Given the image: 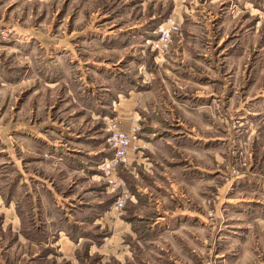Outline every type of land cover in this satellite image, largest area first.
<instances>
[{
  "label": "rangeland",
  "instance_id": "374dc122",
  "mask_svg": "<svg viewBox=\"0 0 264 264\" xmlns=\"http://www.w3.org/2000/svg\"><path fill=\"white\" fill-rule=\"evenodd\" d=\"M168 20L180 30L158 52L152 44ZM105 87L119 98L99 105L110 94ZM128 89L141 96L130 111V125L134 118L140 130L133 154L164 170L166 184L170 168L182 166L203 170L204 185L195 227L166 238L125 235L118 241L128 253L116 261L111 225L134 215L129 202L137 190L129 155L116 171L122 183L116 192L101 167L113 153L106 123L117 116L119 130H130H122L119 104ZM147 95L155 105H141ZM48 120L79 144L100 137L102 210L112 219L85 233L75 228L63 255L56 238L41 235L35 259L30 249L15 247V234L3 232L0 220V264H264V0H0V188L2 175L13 172L7 150L16 153L17 123L44 129ZM147 134L151 141L164 136L171 146H158L154 155ZM82 152L72 154L84 158ZM38 154L30 161L42 169L50 155ZM138 169L143 181L145 169ZM82 180L70 178L65 193L94 196L93 187L78 192ZM178 192L191 207L192 195ZM122 193L128 198L118 209Z\"/></svg>",
  "mask_w": 264,
  "mask_h": 264
},
{
  "label": "crops",
  "instance_id": "0c3cea01",
  "mask_svg": "<svg viewBox=\"0 0 264 264\" xmlns=\"http://www.w3.org/2000/svg\"><path fill=\"white\" fill-rule=\"evenodd\" d=\"M105 88L107 94H110L104 98L103 102L98 100L99 105L101 103L102 105H108L111 99L119 98L116 93L112 92V87L110 89ZM128 91L129 95L123 99L121 98V100L119 99V104L122 105L121 115L124 122L121 127L124 131H127L130 125L132 105H137L135 102L141 99L139 92H133L129 89ZM148 99L149 95L144 97L141 105H155L152 100L148 101ZM92 121L95 122L91 119L90 122ZM45 124L46 127L42 129L39 122L17 123L21 130L17 131L16 142L18 146L16 153L13 154L12 151L7 150V155L11 160V164H13V172L2 175V188H0L2 231L15 234V247L18 246L20 252L21 250L24 252V248L30 249L31 259L38 257L40 248L38 240L43 234H45V238H56L57 247L63 255V253L66 254L72 249L71 244L74 241L72 238L76 234L73 233L75 228H79L85 233L86 230H91L92 227L94 229L98 225L102 227V224L109 223L106 220L111 221L112 219L111 211L105 212L106 210H102L104 203L97 167L99 164L97 159L100 157L98 160H101L104 157L100 137L79 144L73 141L69 134V137L65 136V131L56 122L48 120ZM71 131H74L71 133L77 134L76 129ZM179 131L174 135L181 134ZM56 135L62 136V140L66 137L67 141L62 142L61 138H56ZM152 136V134H147L143 138L151 141ZM148 145L154 155H159L158 146H171L164 136L157 141L149 142ZM44 151L49 152L50 158L43 159L42 165H40L42 169L34 167V163L30 161L31 158H35L33 154L39 153L38 155L42 157L40 153ZM73 151L82 154V151H84V158L83 156L76 157L78 154H72ZM127 155H129L130 164L133 167L130 173L133 180L131 189L137 191L132 193V200L129 202L134 215L127 219L126 224H119L118 221V223L115 222L111 225L112 234L109 238L112 242L111 245L114 242L115 249L112 251V255H114L116 261L128 253L124 251V248H120L118 241V239L123 240L125 235L135 238L141 234L144 239L154 235L166 238L169 233L170 235L177 234L178 231L195 227L198 219L195 212V207H198V189L204 185L200 181L203 179L200 174L202 175L204 171H200L197 167L191 170L189 167L172 166L170 171H166L168 174L171 172L168 178L169 182L166 184L162 180L164 179L162 175L164 170L157 167L151 168L152 165L149 166L147 160L144 161L131 151ZM154 155L148 153L147 156L148 158H155ZM160 157H163V155ZM141 165L145 169L143 173H146L143 181L138 175L141 173V170L138 169ZM37 170L42 171L48 178L37 172ZM73 176L83 179L81 184L76 186L79 193L83 192L84 186L93 187V191L90 192H94V196L90 192L84 194L85 196H92L88 198L76 197V192L74 195L73 192L72 195L65 193L63 186ZM208 183L209 180L206 181V186H208ZM178 190L184 194L186 192L192 195L191 207L187 205L183 195ZM178 207L181 209V213H177L180 212ZM107 208L110 209L109 206ZM136 208L137 210H135ZM96 209L102 210L100 215L92 213ZM138 210L143 213L142 216L138 214ZM172 218L176 219V222H170ZM158 223L160 226L156 228L157 234H154L156 230L152 229L153 225ZM42 224L46 225H44L45 229L42 228ZM130 227L132 231L127 232ZM86 235L93 239L91 238L92 233ZM82 236L85 237L81 234ZM36 239L37 241H35ZM103 246H105L104 241L97 248Z\"/></svg>",
  "mask_w": 264,
  "mask_h": 264
},
{
  "label": "built area",
  "instance_id": "2783aa9c",
  "mask_svg": "<svg viewBox=\"0 0 264 264\" xmlns=\"http://www.w3.org/2000/svg\"><path fill=\"white\" fill-rule=\"evenodd\" d=\"M180 30L179 26L172 20H168L165 24L157 29V40L153 42L154 50L163 52L168 47L172 33H177ZM120 119L114 116L106 123V132L108 134V143L112 149V156L104 161L102 164V172L107 179L108 186L113 192H116L122 184L115 178L117 169L120 166H125L127 163L128 152H135L138 147L133 146V141L137 140L139 134V126L137 121L131 119L130 130L127 133L119 130ZM144 148V147H143ZM128 196L122 193L121 197L116 203V207L123 208Z\"/></svg>",
  "mask_w": 264,
  "mask_h": 264
}]
</instances>
